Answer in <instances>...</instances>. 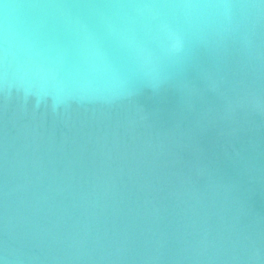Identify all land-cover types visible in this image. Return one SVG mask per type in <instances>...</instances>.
Listing matches in <instances>:
<instances>
[{
	"label": "water",
	"instance_id": "1",
	"mask_svg": "<svg viewBox=\"0 0 264 264\" xmlns=\"http://www.w3.org/2000/svg\"><path fill=\"white\" fill-rule=\"evenodd\" d=\"M0 264H264V0H0Z\"/></svg>",
	"mask_w": 264,
	"mask_h": 264
}]
</instances>
